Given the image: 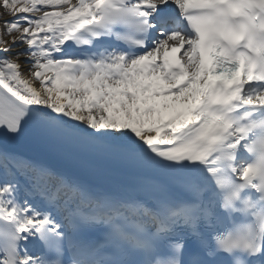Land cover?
<instances>
[{"label":"snow or ice","instance_id":"snow-or-ice-1","mask_svg":"<svg viewBox=\"0 0 264 264\" xmlns=\"http://www.w3.org/2000/svg\"><path fill=\"white\" fill-rule=\"evenodd\" d=\"M0 170V264H264V0H0Z\"/></svg>","mask_w":264,"mask_h":264},{"label":"bare ground","instance_id":"bare-ground-1","mask_svg":"<svg viewBox=\"0 0 264 264\" xmlns=\"http://www.w3.org/2000/svg\"><path fill=\"white\" fill-rule=\"evenodd\" d=\"M19 51H23V46H19L13 49V53L19 52ZM20 62H21L22 68H25L29 63V61H26L23 57H21Z\"/></svg>","mask_w":264,"mask_h":264}]
</instances>
